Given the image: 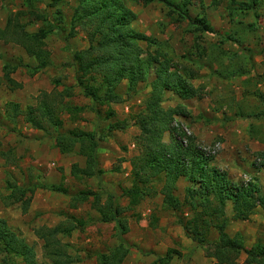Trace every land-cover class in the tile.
<instances>
[{"label":"rangeland","instance_id":"obj_1","mask_svg":"<svg viewBox=\"0 0 264 264\" xmlns=\"http://www.w3.org/2000/svg\"><path fill=\"white\" fill-rule=\"evenodd\" d=\"M98 1L0 0V30L10 21L29 36L42 31L41 47L49 54V65L37 70L32 51L13 43L9 33L0 38V219L32 248L37 264H53L44 241L36 235L38 230L50 231L59 224L65 231L56 235L52 244H58L69 264H98L99 255L120 244L128 250L122 264H215L219 252L210 244L220 230L230 237L240 234L245 252L257 243L264 247V214L257 207L246 221L226 217V225L211 229L205 241L208 245L194 256L196 250L188 247L180 227L191 217L189 207L183 205L184 188L189 186L185 178L176 182L174 197L182 203L178 210H166L157 193L122 213L126 234H121L116 222H101L91 197L81 201V192L92 191L102 204L110 195L115 206L127 207L122 191L132 185L131 160L141 155L138 116L145 110L156 69L152 64L147 81L135 90H128L125 81L116 87L120 98L110 105L115 113L111 118H106L107 107L83 98L76 67L67 64L75 52L88 48L89 34L97 24L83 17L72 34L70 29L82 14L77 11L80 3ZM108 1L132 12L130 29L151 39L149 45L138 43L143 57L155 55L154 51L165 54L170 72L187 78L197 91L194 98L185 100L165 92L161 106L185 108L177 122L213 157L210 165L234 184L257 185L264 198L259 156L264 152V0H169L176 10L157 0ZM6 73L13 83L9 84ZM44 105L61 120V128L45 123L40 109ZM13 106L18 107L16 114ZM73 107L83 111L73 113L76 118L67 110ZM27 110H34L44 130L25 121ZM74 129L94 133L97 139L95 169L100 173L91 178L81 175L77 180L70 174L73 165L79 169L86 166L78 147L64 154L56 147V136ZM165 136L161 140L167 143L170 137ZM156 183V190L161 189L163 183ZM11 184L34 190L23 197L30 200L26 212L20 203L10 204ZM50 186L65 192H52ZM225 210L232 211L231 202ZM77 222L82 223L78 226ZM171 250L177 252L176 260L157 261ZM205 250L211 258L205 256ZM3 258L1 254L0 264H6ZM5 258L7 264H24L18 257ZM245 258L242 253L237 264Z\"/></svg>","mask_w":264,"mask_h":264},{"label":"trees","instance_id":"obj_2","mask_svg":"<svg viewBox=\"0 0 264 264\" xmlns=\"http://www.w3.org/2000/svg\"><path fill=\"white\" fill-rule=\"evenodd\" d=\"M58 1L60 0H53L54 3ZM157 2L176 10L169 0H157ZM112 5L107 3V0L106 2L104 0L95 2L93 5L82 2L77 7V11L81 10L82 14L77 21L73 20L71 23L70 34H72L75 25L80 24L79 20L83 17L87 20L93 19L92 21L97 24L93 30L94 33L89 34L88 48L75 52L71 62L67 64V66L76 67V81L83 93V98L89 99L99 107H107L106 118H111L115 113L111 110L110 105L116 104L120 98L116 93V87L125 81L128 90H135L138 84L147 81L152 64L156 65V69L154 79L149 85V96L145 99L147 101L145 110L138 116L137 128L142 137L137 139V145L142 148L141 155L131 160L132 185L122 191V195L128 199L127 207L115 206L113 196L110 195L102 204L100 196L92 191L81 192L79 197L81 201H86L91 197L93 206L101 217V222H116L121 229V234H126L127 227L120 217L122 213L138 206L143 200L153 197L157 193L162 196V203L166 210H178L181 202L179 203L174 197L176 182L179 178H185L189 186L184 188L183 205L189 207L191 217L182 221L181 227L185 235L197 247L204 248L208 245L205 241L211 229L219 225H226L227 202L232 203V219L246 221L257 207L261 208L264 214V198L260 195L257 185L234 184L224 172L210 165L213 157L202 150L194 136L186 135L177 122L176 117L185 115V108L178 106L164 109L161 106L165 92H170L185 100L194 98L197 91L188 84L187 78L170 72L169 59L165 54L154 51L155 55L149 53L145 58L143 57L142 49L138 43L145 42L149 45L151 39L130 29V22L134 18L132 12L123 7ZM74 16L76 17V12ZM185 17L189 23L193 22L188 16ZM8 33L12 36L13 43L33 52L38 62L37 70L44 69L49 65V54L43 51L44 49L42 50L45 37L42 31L29 36L23 33L22 29L19 30L18 27L11 25L9 21L5 30H0V38ZM97 34H101L99 39L95 38ZM5 69L9 70V66L6 65ZM7 73L6 79L9 84L13 83L7 77ZM95 74L100 77V81L95 78ZM13 107L14 114H16L18 107ZM40 109L45 123H49L51 127L61 128V120L54 115L49 107L44 105ZM67 110L75 118L73 113L83 112L81 108L77 107ZM24 113L23 116L27 123L36 129L44 130L42 120L35 117L34 110H27ZM165 132H168L170 137L168 144L162 143L161 140ZM55 144L62 154L78 147L79 153L86 158L84 169H79L76 164L73 165L70 174L75 179H81V175L91 178L100 173L95 169L97 139L94 133L74 129L64 134H58ZM259 156L262 159L260 167L264 169V152ZM153 181L163 183L161 189L156 190L157 183H153ZM9 187L10 204L20 203L22 211L26 212L30 200H23V197L27 193L32 195L34 190L18 187L15 184H11ZM49 190L58 193L65 192L64 189L57 186H50ZM81 223L77 222L78 226ZM62 227L63 225L59 224L50 231L47 229L38 230V234H36L44 241L47 255L53 264H69L68 258L56 247L58 244H52L56 235L65 231ZM210 245L219 252L215 258V264H237L242 253L246 254L242 264H264V247L257 243L245 252L242 236L238 233L230 237L226 232L220 230L216 240ZM33 252L32 248L22 238L10 231L4 220L0 219V255H4V263L9 262L5 257H18L24 264H37ZM204 252L207 258L212 257L210 251L205 250ZM127 254L128 250L120 244L108 254L99 255L98 264H122ZM174 256H178V254L175 250H171L165 257L159 258L157 261L170 262Z\"/></svg>","mask_w":264,"mask_h":264},{"label":"crops","instance_id":"obj_3","mask_svg":"<svg viewBox=\"0 0 264 264\" xmlns=\"http://www.w3.org/2000/svg\"><path fill=\"white\" fill-rule=\"evenodd\" d=\"M184 102H181V104H183ZM176 107H178V106H176ZM175 108V107H174ZM166 134H168L167 132H165L164 134H163V136H162V139H163V137L165 138L166 136ZM169 135V134H168ZM168 142H169V138H168ZM168 142L166 143V141H164V140H162V143H164V144H168ZM131 171H132V168L130 167V170H129V175L131 176ZM131 187V186H130ZM127 188H129V187H127ZM228 205V204H227ZM231 213V214H230ZM225 215H226V217L227 218H229L230 216L229 215H233V213H232V211H230L229 212V210H225ZM232 219V218H231ZM181 227V226H180ZM181 229H182V227H181ZM182 231H183V229H182ZM183 234H184V236L186 237V241H187V245H188V247L190 248V247H193L196 251H195V254H194V256L195 255H198V253H199V250H201L200 249V247H197L186 235H185V232L183 231ZM192 248V249H193ZM176 260V258H174L173 257V259L172 260ZM205 263H206V261H205ZM210 263V262H209ZM207 264V263H206ZM211 264V263H210Z\"/></svg>","mask_w":264,"mask_h":264},{"label":"built area","instance_id":"obj_4","mask_svg":"<svg viewBox=\"0 0 264 264\" xmlns=\"http://www.w3.org/2000/svg\"><path fill=\"white\" fill-rule=\"evenodd\" d=\"M185 134L188 135V136L190 135L188 132H185ZM183 143H184V141H183Z\"/></svg>","mask_w":264,"mask_h":264}]
</instances>
